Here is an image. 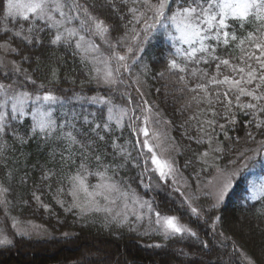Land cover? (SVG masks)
I'll return each instance as SVG.
<instances>
[{"label":"snow or ice","instance_id":"obj_1","mask_svg":"<svg viewBox=\"0 0 264 264\" xmlns=\"http://www.w3.org/2000/svg\"><path fill=\"white\" fill-rule=\"evenodd\" d=\"M0 33V67L11 65L12 72L23 76L22 81L0 82V160L7 159L9 145L3 137L9 131L21 145L35 136L63 145L58 167L46 170L41 179L55 182L56 197L71 198L70 202L57 199L65 211L75 209L81 216L102 213L105 227L129 225L133 223L130 218H134L137 226L145 227L144 235L154 233L165 240L186 236L199 239L178 216L162 214L151 201L141 198L131 184L119 177L120 170L131 163L133 167H143L141 183L149 173V180L156 176L164 184L171 181L175 185L173 190L182 198L181 206L200 219L205 211L199 203L201 196L211 201L209 210L218 209L234 179L249 167L247 161L264 153V138L257 140L256 135L248 132V139L257 147L251 150L253 155L239 153V159L246 158L240 168L221 167L215 160L222 157L214 155L226 154L216 127L226 140L231 139L225 124L218 120L226 118L228 124L235 125L234 108L251 115L249 123L264 137V0H0ZM158 33L171 44L166 58L168 80L187 99L180 111L193 106L198 110L185 123L196 121L197 131L202 133L196 143L208 145L199 159L204 165L209 158L213 160L208 172L211 179L198 184L190 195L186 194L190 187L187 182L179 183L183 174L172 155L180 150L170 135L172 121L163 118L143 91L146 81L142 76L147 75L148 66L143 64L142 72H133L135 66L142 64L147 46ZM41 34L49 37L50 45L72 48L88 68L87 83H95L105 93L58 95L55 85L60 80L55 69H50L52 79L47 84H37L27 69L7 59L8 54H17L28 61L29 57L13 46V39L37 46L44 42ZM229 48L238 49L240 55H220V49L227 52ZM213 67L215 71L210 72ZM157 75L165 78V72ZM4 76L9 78L7 72ZM242 97L249 98L248 102H241ZM73 101L98 107L95 111H77L70 107ZM218 107L223 111H218ZM29 114L33 120L29 133L19 135L12 121ZM126 129L134 140L118 143L115 134L119 131L122 135ZM133 151L136 157L132 156ZM55 155L54 151L53 159ZM190 163L186 162L185 167ZM235 164V160L228 161V165ZM27 175L20 177L21 184L27 183ZM14 179L12 170L5 171L0 178V207L6 215ZM48 187L51 189L52 185ZM259 191L264 195V185ZM32 197L47 210L48 205L42 203L36 191ZM220 219H213V230ZM12 227L19 235H31L28 227L21 226L16 218ZM219 235L232 240L223 232ZM10 244L12 240L0 232V245ZM201 244L208 247L205 241ZM232 246L235 260L230 258L229 264H256L235 240Z\"/></svg>","mask_w":264,"mask_h":264},{"label":"trees","instance_id":"obj_2","mask_svg":"<svg viewBox=\"0 0 264 264\" xmlns=\"http://www.w3.org/2000/svg\"><path fill=\"white\" fill-rule=\"evenodd\" d=\"M41 36L44 42L37 46L25 45L14 38L13 46L18 47L21 54L28 56L29 60L24 61L21 55L17 54H8L7 59L15 60L23 69H27L28 74L37 80V84H47L52 79L50 69H55L60 80L55 85L58 95L72 96L79 93L82 96H91L97 91L105 93L106 90L98 89L95 83H87L88 68L81 63L79 55H74L72 48L50 45L49 37L44 34ZM0 38H3L2 33ZM170 48V42L162 33H158L147 46L142 58V65L148 66L145 89L151 103L154 102L162 116L172 121V134L180 149L175 156L177 166L187 178L190 187L196 191L198 184L203 185L211 177L208 172L211 171L213 160L209 158L208 164L204 165L199 159V154L205 151L208 145L206 142L196 143V139L202 135L197 131L196 121L185 123L188 117L198 110L193 106L191 110L180 111L187 103L186 96L182 98L176 91V86L168 80L166 58ZM219 51L221 56L229 53L232 56L240 55L239 50L235 48H229L227 52L223 49ZM138 66L134 67V72ZM37 68L39 70L35 71ZM209 71L214 72V67ZM5 72L8 73V79H5ZM160 72H165L164 79L157 75ZM12 80L22 81L23 76L12 72L11 65L0 69V82ZM28 88L31 90L32 86L29 84ZM156 89L160 91L157 92ZM248 100L246 97L241 98V102ZM70 107L76 108L77 111H95L98 106L73 101ZM217 110L223 111L220 107ZM233 111L236 112L235 125L228 124L226 118L218 120L219 124H225V131L231 137L230 140H226L224 133L216 127L218 139L222 141L226 153L214 154L222 157L215 160L221 167L227 165L232 168L242 163L243 159L238 158L239 153L246 151L248 155L257 146L248 139L246 133L252 132L257 136V140L264 138L257 134L254 124L249 123L253 119L251 115L246 116L237 108ZM58 114L54 113V116ZM32 123V117L26 115L12 121V126L19 135H25L29 133ZM115 135L119 137L117 142L121 144L134 140V136L130 135L127 129L122 135L119 131ZM3 139L7 141L9 149L6 161L0 160V178L5 171L12 170L15 179L11 183L12 190L8 196L11 201L8 214L0 208V225H4V221L9 225L11 220L16 218L22 222L37 223L42 227L44 234L22 236L17 234L12 225L7 226L12 244L0 245V264H229L230 258L235 260L232 255V240L241 245L256 260V264H264V215L261 214L264 211V195L253 199L247 178L243 174L236 179L235 185L218 209L209 210L211 201L201 196L199 203L205 211L204 216L197 219L188 212L186 206H181L182 198L169 184L159 181L156 176H152V183V179L148 178L150 173L143 176L141 183L143 167H133L130 163L120 170L119 177L131 184L141 198L151 201L162 214L178 216L181 222L192 228L199 237L197 239L186 236L182 239L165 240L154 233L144 235L145 227L137 226L134 218H130L133 223L129 225L118 227L113 224L105 227L102 213L81 216L75 209L71 212L65 211L57 203V199H67L70 202L71 198L56 197L55 182L41 179L46 170L58 167L63 145L53 141L46 142L42 136L31 137L27 143L21 145L14 141L11 131L4 135ZM54 151L55 159L52 156ZM107 151L111 152V149L108 148ZM136 155V151H133L132 156ZM229 160H235L236 164L228 165ZM188 161L191 163L185 167ZM25 173L28 174L27 183L21 184L20 177ZM92 182L95 183V179ZM49 184L52 185L51 189ZM33 191L40 196L43 204L48 205L47 210L33 199ZM25 201L27 203H24ZM216 216L221 219L213 230L211 224ZM2 218L4 221H1ZM133 227L135 231L131 230ZM221 232L224 236L232 237V240H225L219 235ZM64 233L69 235L65 236ZM201 241L207 242L208 247L204 248ZM156 244L161 247H154ZM96 251L100 253L97 254Z\"/></svg>","mask_w":264,"mask_h":264},{"label":"rangeland","instance_id":"obj_3","mask_svg":"<svg viewBox=\"0 0 264 264\" xmlns=\"http://www.w3.org/2000/svg\"><path fill=\"white\" fill-rule=\"evenodd\" d=\"M142 68H143V65L140 64L138 66L137 70L135 72L133 71L134 74L137 73V72H142ZM0 69H3V67H0ZM145 78H146V76H142V79L145 80ZM10 82L11 81H6L5 83H10ZM143 91L145 92L146 98L149 100L148 92L146 91L145 87L143 88ZM132 94H133L134 97L137 96V94L135 93L134 90H133ZM149 102L151 103L150 100H149ZM26 111H28V110H26ZM29 116H31V115L29 114ZM163 118L164 119H167L164 116H163ZM170 135H171V137H173V134H172V130L171 129H170ZM174 142L176 143L175 140H174ZM176 154L177 153H173L172 155L175 157ZM253 154L254 153L251 151L248 154V156L253 155ZM245 159H243L242 163H240V164H238V165H236V166H234L232 168H236V169L240 168V166L245 163ZM247 163L249 164V167L247 169H244L243 171H241L239 175H241V174L245 175V177L247 178V182H248L249 189H250V194H251L252 198L255 195L256 196L255 199H257L258 197H260L262 195L260 193L259 189H260V187L262 185H264V153H262L261 156H257L254 161H247ZM238 176L234 179L233 186L235 185V182H236V179L238 178ZM209 179H211V177ZM185 181L187 182V185H189V182L187 181V178H185L184 176H183V179H181L179 181L180 185H184L185 184ZM151 182L153 183L154 180L152 179ZM168 184L174 189L175 185H172L171 184V181H169ZM233 186H232V188H233ZM182 190H184V189L182 188ZM192 192H194V190L191 187H188L186 194H189L190 195ZM0 208L3 209V207H0ZM1 221H4V219L2 218ZM20 222H21V226H27L28 227V229L31 231V235L37 236V235L44 234V232L42 231V227L40 225H38L37 223L31 222L29 224V222H22V221H20ZM12 224H13V220H11V224H9V225H12ZM9 225H7V222L4 221V225H0V232H3L4 235H7L8 238L11 239L10 236L8 235L9 229L7 228V226H9ZM33 226H39V227L33 229ZM13 229L17 232V229H15V228H13ZM94 250H96V249H94ZM96 252H97V254L100 253L99 251H96ZM93 254H95V253L93 252Z\"/></svg>","mask_w":264,"mask_h":264}]
</instances>
